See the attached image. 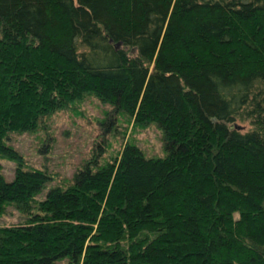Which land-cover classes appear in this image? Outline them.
<instances>
[{"label":"trees","instance_id":"obj_1","mask_svg":"<svg viewBox=\"0 0 264 264\" xmlns=\"http://www.w3.org/2000/svg\"><path fill=\"white\" fill-rule=\"evenodd\" d=\"M87 95L166 153L101 145L41 198L9 133ZM0 157V264H264V0H0Z\"/></svg>","mask_w":264,"mask_h":264},{"label":"rangeland","instance_id":"obj_2","mask_svg":"<svg viewBox=\"0 0 264 264\" xmlns=\"http://www.w3.org/2000/svg\"><path fill=\"white\" fill-rule=\"evenodd\" d=\"M110 110L108 103L87 95L65 109L47 115L36 130L9 133L8 144L21 153L27 168H43L52 175L41 198L51 186L66 185L75 170L91 159L96 147L101 145L106 149L105 161L113 158L125 142L137 144L148 157L165 155L163 132L155 122L135 124L133 118L122 113L117 115L116 128L112 125L107 131ZM242 124L245 129L252 126L250 121ZM0 163L3 174L11 180L16 162L0 157ZM22 216L9 206L6 213L0 215V224L20 222ZM68 263L69 259L64 257L53 264Z\"/></svg>","mask_w":264,"mask_h":264},{"label":"water","instance_id":"obj_3","mask_svg":"<svg viewBox=\"0 0 264 264\" xmlns=\"http://www.w3.org/2000/svg\"><path fill=\"white\" fill-rule=\"evenodd\" d=\"M119 45V43H117V46Z\"/></svg>","mask_w":264,"mask_h":264}]
</instances>
